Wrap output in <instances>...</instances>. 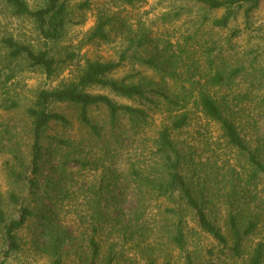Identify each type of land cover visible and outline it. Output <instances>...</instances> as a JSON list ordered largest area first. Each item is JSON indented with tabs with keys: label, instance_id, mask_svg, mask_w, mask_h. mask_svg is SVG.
<instances>
[{
	"label": "trees",
	"instance_id": "trees-1",
	"mask_svg": "<svg viewBox=\"0 0 264 264\" xmlns=\"http://www.w3.org/2000/svg\"><path fill=\"white\" fill-rule=\"evenodd\" d=\"M117 1L134 7L143 0ZM188 1L209 12L222 10L221 18L201 19L203 26L210 22L220 30L228 29L241 16L250 27L253 14L264 3ZM40 2L31 8L27 0H5L16 16L33 21L42 47L36 49L11 37L1 39L0 45L6 52L8 68L24 63L51 79L62 64L74 60L75 54L56 60L50 44L63 39L67 27L79 22L71 0ZM90 9L91 2L86 0L75 10L85 13ZM172 13L165 21L182 15L180 11ZM119 31L125 33L127 47L118 61L87 60L76 78L55 89L39 90L27 107L32 132L30 160L25 162L20 156V168L11 174L28 196H9L19 208L17 219H9L0 202L1 239L6 246L0 264H7L22 250L19 237L30 226L34 228L32 246L48 256L50 264H119L124 253L120 254L117 247H129L148 264H157L158 247L148 243L154 236L148 220L153 208L162 225L159 235L181 251L188 244L186 229L192 217L199 230L234 258L264 264V240L251 248L247 245L257 236L264 218V203L254 206L264 178V122L254 113L264 110V94L260 96L262 102L249 109V103H244L251 92L234 91L236 80L250 75L254 90L264 93V70L259 72L254 67L258 58L250 60L249 67L231 66L221 58L223 51L204 45L198 59L195 42L201 29L186 44L174 45L153 38L144 25L134 31L126 20L106 10L99 13L87 43H110ZM239 34L234 31L233 37ZM220 60L225 62L222 67ZM128 61L154 76L137 72L121 79L112 77ZM92 90L107 91L132 105H120ZM9 107L17 108L18 104ZM54 107L73 109L76 118ZM96 110L101 112L99 118L93 117ZM198 113L218 127L217 142L208 130H201L200 140L195 138L192 143L181 139L180 134ZM75 120L78 138L66 135L74 129ZM55 127L65 133L51 136ZM232 155L235 165L231 164ZM84 172L93 173L94 183L80 186L78 193L75 188ZM67 203L74 204L70 206L76 215L73 224L61 218L72 214L65 212ZM221 208L227 213L224 218L219 217ZM187 259L192 264L191 258ZM165 264L172 263L167 260Z\"/></svg>",
	"mask_w": 264,
	"mask_h": 264
},
{
	"label": "rangeland",
	"instance_id": "rangeland-1",
	"mask_svg": "<svg viewBox=\"0 0 264 264\" xmlns=\"http://www.w3.org/2000/svg\"><path fill=\"white\" fill-rule=\"evenodd\" d=\"M41 0H27L31 8L38 7ZM71 7L75 12V20L79 24H71L66 29V34L60 41L50 44L51 54L56 60H65L69 54H75L72 61H67L60 66L57 74L48 79L41 70L29 69L26 64H10L7 67L6 52L0 45V202L9 219L19 217V208L9 201L10 194L17 193L21 198L28 196L26 189L16 183L12 177V172L19 170L18 158L22 156L25 162H29L30 147L32 142L31 122L26 117L25 111L28 106L32 105L37 92L41 89H55L63 83L70 82L76 78L85 66L87 60L95 61H118L120 54L127 47L125 33L122 31L114 34L113 41L110 43L93 42L87 43L89 34L96 27L98 15L106 10L109 14H114L120 19L128 22L129 27L134 31L141 25L152 32V37L159 40H168L172 44L187 43V39L201 29L199 36L196 37L195 48L198 50L197 58H202L203 48L211 47L217 51H223L221 58H226L228 65H248L253 58H258L254 67L262 72L264 70V3L253 14L252 24L246 27L245 20L241 16L228 29L220 30L213 28L210 22L202 25L201 19L206 17L210 20L221 18L224 12H209L203 7L196 5L188 0H143L134 7L121 4L117 0H90L91 9L85 13H79L77 7L86 0H71ZM76 9V10H75ZM182 12L180 18L165 21L167 14L173 12ZM172 13V14H173ZM239 31L238 36L233 37V32ZM6 37L14 38L21 43L31 44L36 49L42 47V42L38 36L35 25L32 20L25 17H18L13 10L5 4V0H0V40ZM204 37V39H203ZM186 39V40H185ZM193 42H190L192 45ZM204 63V61H203ZM224 66L225 62H218ZM142 72L146 76H154L153 72L146 70L139 65H133L131 61L124 62L123 67L118 70L112 77L121 79L126 75ZM158 77V76H156ZM250 75L241 77L236 80L234 91L236 94H246L251 92V97L244 104L249 103V109H253L262 102L260 96H263L261 90L252 87ZM173 85V83L171 82ZM94 94H105L113 98L120 105H132L131 102L122 98L115 97L107 91L92 90ZM17 103L18 107L10 109L11 104ZM251 105V106H250ZM54 110L62 112L72 118H76V111L67 107H54ZM250 112V110H248ZM101 112H93L94 118H99ZM264 110L258 109L254 115L260 122H264L261 117ZM75 120L74 129L66 133L72 138H78L80 131ZM208 130L212 136L213 142L219 138L218 127L209 124L204 117L198 113L193 117L189 128L181 134V139L193 142L195 138L200 140L199 132ZM65 133L61 128L55 127L50 132L51 136L58 133ZM203 134V133H202ZM264 132L262 133L263 136ZM214 147V146H213ZM218 151V150H217ZM219 152V151H218ZM226 153V151L224 152ZM207 157L203 156V160ZM231 164L235 165L234 156H231ZM73 167V166H72ZM74 168V167H73ZM77 172V169L76 171ZM46 173H49L46 167ZM93 173L84 172L79 179V184L75 188L78 193L81 192L80 186L94 183ZM87 183V184H86ZM258 201L254 203L257 206H263L264 203V178L258 190ZM81 196H79L80 198ZM82 198L78 204H81ZM161 203V202H160ZM159 203V204H160ZM158 204V203H157ZM158 204V205H159ZM166 205V202H163ZM72 204L67 203L65 212L71 211V215L62 216V220L68 223L76 220ZM264 208V207H263ZM151 211L149 216L150 228L153 229L154 236L148 240L149 244L158 247L156 253V263L165 264L169 260L172 264H188L187 257H190L192 264H248L245 259H236L209 235L199 230L194 219H189L187 232V247L185 251L168 243L166 238L159 235L161 222L157 215L156 208ZM256 211V209H255ZM227 215L224 208H221L220 218ZM65 217V219H64ZM262 224L258 227V234L253 237L248 246L251 248L260 240H264V218ZM223 224V223H221ZM34 228L27 227L20 235L23 248L20 252L14 253L7 264H50V259L44 254L35 251L32 246ZM2 233L0 230V262L3 260V253L6 246L3 243ZM118 252L123 254L119 264H148L142 255L129 247L121 250L117 247Z\"/></svg>",
	"mask_w": 264,
	"mask_h": 264
}]
</instances>
